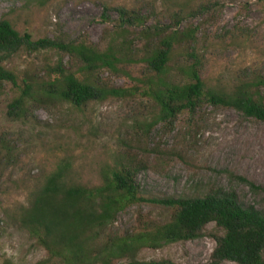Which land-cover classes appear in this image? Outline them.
Wrapping results in <instances>:
<instances>
[{
	"label": "rangeland",
	"instance_id": "374dc122",
	"mask_svg": "<svg viewBox=\"0 0 264 264\" xmlns=\"http://www.w3.org/2000/svg\"><path fill=\"white\" fill-rule=\"evenodd\" d=\"M202 1L210 2L212 10L190 23L198 28L204 77L210 83L231 84L250 71L264 74V0ZM116 6L135 7L153 24L171 23L164 0H0V21L9 20L34 40L87 38L104 48L105 31L116 20L114 11L110 20L104 18L105 7ZM233 29L239 36L247 35L241 37L242 44H222L229 42L224 37ZM60 60L70 63L55 51L22 50L7 67L19 85L26 78L41 83ZM129 71L133 77L144 74L141 66ZM103 78L118 87L135 85L124 75L104 73ZM18 93L11 84L0 93V141L13 149L10 156L3 149L0 157V264H62L49 260L22 220L32 195L65 161L70 163L74 183L93 187L101 184L102 172L125 154L145 160L148 168L137 177L143 200L119 215L112 231L120 236L171 220V210L147 200L204 193L212 186L235 190L242 202L264 211V193L256 194L229 177L230 173L242 176L264 188L262 122L233 109L205 106L180 115L172 124H156L157 108L141 96L92 102L80 110L67 104H34L25 120L16 121L9 117L8 107ZM213 227L197 240L144 247L135 264H235L214 261Z\"/></svg>",
	"mask_w": 264,
	"mask_h": 264
},
{
	"label": "trees",
	"instance_id": "16d2710c",
	"mask_svg": "<svg viewBox=\"0 0 264 264\" xmlns=\"http://www.w3.org/2000/svg\"><path fill=\"white\" fill-rule=\"evenodd\" d=\"M164 6L170 24H153L135 7H105L104 18L110 20L109 14L114 11L116 20L105 31L104 48L87 38L34 40L29 33L21 34L9 20H1L0 93L8 84L19 88L18 96L8 107L9 117L25 120L34 104H67L80 110L92 102L141 96L157 108L156 124H172L180 115L194 114L205 106L233 109L264 123V74L250 71L238 75L231 84L210 83L204 77L198 28L190 20L208 13L213 5L202 0H164ZM243 36L247 37L244 33L239 36L235 29L227 31L224 38L229 42L222 44L240 46ZM22 50L55 51L68 57L70 63L67 66L60 60L50 67L41 83L26 78L19 85L7 63ZM137 66L144 68L141 77H133L129 71ZM104 73L124 75L135 85L118 87L105 81ZM10 146L0 141V157L3 149L9 152L8 156L13 153ZM131 154H125L114 167L103 171L101 184L93 187L74 183L70 163L65 161L32 195L22 223L47 251L50 261L121 264L132 260L135 264L142 248L197 240L213 225L216 263L264 264V211L242 202L235 190L220 186L199 194L147 200L171 210V220L153 224L140 233H113L119 215L143 200L137 177L148 167L144 159ZM229 177L256 194L264 193L263 187L245 177L231 173Z\"/></svg>",
	"mask_w": 264,
	"mask_h": 264
}]
</instances>
